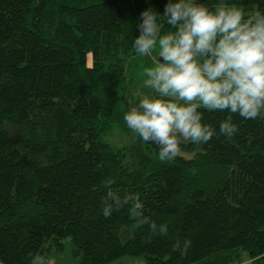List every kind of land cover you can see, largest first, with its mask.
Instances as JSON below:
<instances>
[{
  "label": "trees",
  "instance_id": "trees-1",
  "mask_svg": "<svg viewBox=\"0 0 264 264\" xmlns=\"http://www.w3.org/2000/svg\"><path fill=\"white\" fill-rule=\"evenodd\" d=\"M166 2L0 0V264H32L64 237L76 264H264V120L233 115L231 140L188 143L165 162L124 121L140 13ZM226 2L264 13V0ZM202 111L217 130L229 115ZM113 128L134 141H104ZM109 192L140 193L167 233L148 241L127 208L105 219Z\"/></svg>",
  "mask_w": 264,
  "mask_h": 264
},
{
  "label": "clouds",
  "instance_id": "clouds-1",
  "mask_svg": "<svg viewBox=\"0 0 264 264\" xmlns=\"http://www.w3.org/2000/svg\"><path fill=\"white\" fill-rule=\"evenodd\" d=\"M174 31L162 33L164 25ZM133 47L141 56L154 57L144 69L143 95L124 115L129 129L158 149L161 162L177 158L188 143L202 146L213 137L231 140L239 132L233 115L264 120V13L246 18L243 9L226 0L212 8L196 0H167L163 12L151 7L140 13ZM227 112L219 128L204 122V113ZM111 180H105V187ZM103 216L127 208L132 230L144 225L151 235L166 234L144 214L140 193L120 196L109 192ZM35 264V261H34Z\"/></svg>",
  "mask_w": 264,
  "mask_h": 264
},
{
  "label": "rangeland",
  "instance_id": "rangeland-1",
  "mask_svg": "<svg viewBox=\"0 0 264 264\" xmlns=\"http://www.w3.org/2000/svg\"><path fill=\"white\" fill-rule=\"evenodd\" d=\"M209 7L212 8L213 6ZM241 9H243L246 18L254 13V11L249 8ZM154 57H158V49L154 50L151 56H141L136 53L128 56L124 60V75L128 83V90L133 95L131 101L132 105L138 104L141 97L145 94L150 96L155 95V93L148 89L144 83L146 79L144 76V69L155 65ZM128 107L130 108V104ZM103 140L114 145L122 146L133 142L134 136L131 131L129 133H122L116 128H113ZM61 243V247L58 250L51 251L45 258H34L35 264H76L77 257L71 253V243L69 238H62ZM125 259L128 262L130 261V264H144L140 257L126 256ZM125 259L120 258V261H125ZM34 261L32 264H34ZM240 264H249V261H244Z\"/></svg>",
  "mask_w": 264,
  "mask_h": 264
},
{
  "label": "crops",
  "instance_id": "crops-1",
  "mask_svg": "<svg viewBox=\"0 0 264 264\" xmlns=\"http://www.w3.org/2000/svg\"><path fill=\"white\" fill-rule=\"evenodd\" d=\"M125 257L126 256H120V257H118V258H116L115 260H113V261H110V262H108L109 264H130V261L128 262L126 259H125ZM130 257H133V256H130ZM120 258L121 259H125V261H120ZM108 263H106V264H108ZM243 263V262H242Z\"/></svg>",
  "mask_w": 264,
  "mask_h": 264
}]
</instances>
